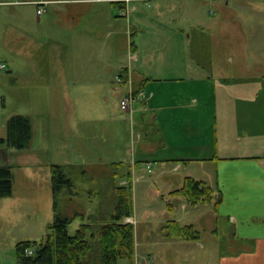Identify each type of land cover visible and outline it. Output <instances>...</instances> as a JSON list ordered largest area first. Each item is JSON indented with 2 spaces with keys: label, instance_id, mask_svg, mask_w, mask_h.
<instances>
[{
  "label": "crops",
  "instance_id": "1",
  "mask_svg": "<svg viewBox=\"0 0 264 264\" xmlns=\"http://www.w3.org/2000/svg\"><path fill=\"white\" fill-rule=\"evenodd\" d=\"M42 1L46 2L43 12L52 8L57 22L58 17L66 20V15L73 19L68 14L71 7L80 8L84 17L98 19L83 36L79 57L114 61L108 67L115 78L113 89L122 95L126 81L117 82L116 78L129 76L132 88L145 94L133 103L131 120L126 114L135 150L130 151V160L125 154L117 161L121 164H115V186L131 181L133 196L134 184L139 182L134 172L146 171V162L152 167L160 162L153 176L155 188H148L145 198L152 201L170 195L185 176L204 181L219 195L215 209L189 218L200 233L196 240L165 238L162 223L179 218L165 217L164 208L155 217L154 206L149 204L141 217L133 207L130 217L138 226L154 221L158 228L136 226L131 264L144 255L155 258L156 264H264V24L252 15L264 13V4L246 0H0V45L18 41L26 11L28 15L33 12L34 22H42L44 13L38 15L34 3ZM207 4H214L223 16L202 21V8ZM207 13L211 15V9ZM22 49L17 47L15 55L34 59ZM62 55L55 57L62 60ZM72 55L66 54V58ZM8 57L10 60L11 55ZM5 163V153L0 150V165ZM192 165L198 166L197 171L186 170L181 177L167 175ZM28 184L16 197L12 180L11 195L0 197V204L15 198L33 205L38 200L37 190ZM165 199L173 216L174 197ZM222 218L223 242L217 239ZM5 222L0 213V226ZM202 230L208 248L200 242ZM10 237L11 233L0 231V264H23L15 254L17 240H7ZM222 244L227 245L226 250Z\"/></svg>",
  "mask_w": 264,
  "mask_h": 264
},
{
  "label": "rangeland",
  "instance_id": "2",
  "mask_svg": "<svg viewBox=\"0 0 264 264\" xmlns=\"http://www.w3.org/2000/svg\"><path fill=\"white\" fill-rule=\"evenodd\" d=\"M246 1L254 5L264 4V0ZM209 9L212 11L211 15L207 13ZM43 13L40 15L42 22L36 23L33 12L28 15L26 11L25 19L22 20L24 30L19 29L18 41L9 44L3 41L0 45V62L5 65L0 69V136H6V120L15 114L29 116L34 135L25 149L17 150L6 144H0V150L4 151L7 163L12 167L13 192L16 197L20 195L26 183H29L30 187L37 190L35 197L38 198L33 205L23 204L15 198L13 201L8 199L0 204V213L7 221L4 226H0V231L13 235L7 239L9 241L29 237L39 241L44 237L47 225L53 220L51 164L64 166L67 176L72 180L71 193H68L69 186L65 185L57 196L60 210L68 215H72L75 211L79 212L83 214L84 222H90V219L108 220L107 216L113 210V192L116 190L115 178L113 179L112 176L117 170L115 164L119 161V157L125 154L127 160H130L131 152L135 150L132 145L130 121L119 106L121 94L119 90L113 89L115 78L109 74L113 70L108 71V67L114 61L102 62L79 57L82 56L83 36L88 32L90 25L94 24V21L98 22V19H93L91 15L84 17L80 8L72 7L68 8V14L73 19L68 18L65 13L66 20L58 17V22L55 21L57 15L52 8ZM249 15L244 13L243 16ZM252 15L255 20L264 24V13L258 12ZM220 16H223L222 11L214 4H207L202 8V21ZM69 19L70 26H68ZM19 46H23L21 52H31L34 59L23 60L15 55ZM192 47L190 45L189 49ZM60 52H63L62 60L55 57ZM69 53L73 54L71 59L66 58V54ZM8 55H11L10 60ZM119 58L122 60L123 54ZM123 61L125 57L121 62ZM9 69L12 71L7 72ZM103 72L106 73L103 75ZM106 83H108L107 88ZM71 163L84 164V166L70 170L67 165ZM172 164H168L166 168L169 169ZM160 166V162H156L150 172L142 170L134 172L136 178L139 174L142 175L136 179L139 182L134 184L132 196V208H135L139 216L141 214H143L141 217L145 216V210L150 204L154 206L155 217H159L160 210L164 208L165 217L169 215L179 218L176 221L188 224L189 218L196 213L212 210L213 202L218 196L216 192L213 193L214 198L211 203L197 204L194 208L188 206L182 197L171 195L170 192V195L165 193L163 198L159 196L152 201L145 198L143 195L148 188H155L153 176L155 169ZM197 168L198 166L195 165L186 166L167 175L181 177L184 176V171H197ZM203 168L199 170L203 172ZM205 170H207L205 174H208L207 167ZM168 196L174 197V202L171 204L174 207L173 216L167 207L168 202L165 198ZM130 216L123 218V222L133 226V244L135 228H158L154 221L142 222L138 226ZM127 218L129 220H126ZM82 221L79 216L73 217L67 226L68 233L74 234ZM167 221L165 220L162 225ZM219 222L221 227L217 239L223 242L225 240L221 237V230L224 219H220ZM201 232L200 242L208 248L205 233L203 230ZM30 233L33 234L27 236ZM216 244L219 246V242ZM92 245L94 249L87 256L88 262L100 264L96 260L95 248L98 247L96 241H93ZM221 248L226 250L227 245L222 244ZM212 250L213 248L211 252ZM144 258H138L135 264H156L155 258ZM117 264H131V262L127 258H119ZM181 264L185 262L181 261Z\"/></svg>",
  "mask_w": 264,
  "mask_h": 264
},
{
  "label": "trees",
  "instance_id": "3",
  "mask_svg": "<svg viewBox=\"0 0 264 264\" xmlns=\"http://www.w3.org/2000/svg\"><path fill=\"white\" fill-rule=\"evenodd\" d=\"M32 138L29 116L11 115L6 121V136H0V144L5 143L17 150L28 147ZM121 164V162L117 163ZM70 170L82 167L78 164H68ZM50 185L53 193V220L47 225L44 237L37 240H19L15 244L17 259L23 264H89L87 256L94 249L92 242L96 241V255L100 264H117L119 258L134 259L133 226L123 222L125 216L132 214L131 182L124 186H115L116 204L107 216L108 220L90 219L84 222L83 214L75 212L72 215L60 210L57 196L65 185L71 193L72 180L67 176L65 167L59 164L50 165ZM130 173V172H129ZM128 173V174H129ZM12 167L5 163L0 165V197L12 193ZM214 189L202 180L185 176L182 185L170 192L171 195L182 197L188 206L194 208L197 204L211 203ZM219 195L214 200L213 209L219 202ZM75 216L82 218V223L74 234H69L67 226ZM106 217V216H105ZM164 236L167 239L196 240L199 231L190 223H180L168 220L163 225ZM94 230L96 232H94ZM32 249L28 255L27 250Z\"/></svg>",
  "mask_w": 264,
  "mask_h": 264
},
{
  "label": "built area",
  "instance_id": "4",
  "mask_svg": "<svg viewBox=\"0 0 264 264\" xmlns=\"http://www.w3.org/2000/svg\"><path fill=\"white\" fill-rule=\"evenodd\" d=\"M126 2L130 1V0H124ZM143 1H148V0H143ZM36 4V13L39 15L41 14L43 11H44V7L42 6L43 3H46V2H34ZM5 67L4 64H1L0 63V69H3ZM123 80L126 81V84H127V88L125 90V92H123V94L121 95L120 97V100H119V106H120V109L122 111H124L126 114H128L129 116V119L131 120V115H132V105L133 103L138 100V99H141V98H144L145 94L143 91L141 90H134L132 88V82H131V79L129 78V76L125 79H123V76H118L116 78V81L117 82H122ZM151 167H152V163L151 162H146L145 163V169L147 172H150L151 171ZM134 168V162L132 161V170ZM139 177H142V175H138L137 176V179ZM126 220H129V218H127ZM27 254L28 255H31L32 254V249H28L27 251Z\"/></svg>",
  "mask_w": 264,
  "mask_h": 264
}]
</instances>
